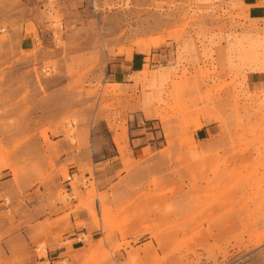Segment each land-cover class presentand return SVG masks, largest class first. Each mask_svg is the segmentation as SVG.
Listing matches in <instances>:
<instances>
[{"label": "rangeland", "instance_id": "374dc122", "mask_svg": "<svg viewBox=\"0 0 264 264\" xmlns=\"http://www.w3.org/2000/svg\"><path fill=\"white\" fill-rule=\"evenodd\" d=\"M1 28L0 176L50 209L27 264L59 222L90 232L53 264H264V18L243 0H0ZM133 50L144 66L112 83ZM27 196L0 194V264Z\"/></svg>", "mask_w": 264, "mask_h": 264}, {"label": "crops", "instance_id": "0c3cea01", "mask_svg": "<svg viewBox=\"0 0 264 264\" xmlns=\"http://www.w3.org/2000/svg\"><path fill=\"white\" fill-rule=\"evenodd\" d=\"M263 1L264 0H243V3L246 7V13L252 19L264 18ZM25 42L27 43V45H30L31 41L27 39L25 40ZM145 59V53L139 50L127 51L123 54L116 55L108 61L107 78L110 79L114 84L125 83L132 73L140 71L142 69L145 64ZM250 84L254 90L264 88V76L261 75V73L254 75V77L250 78ZM131 131L134 132L137 130ZM200 131L209 132V127H204ZM147 139L148 135L140 134L136 137L132 136V144L139 145L135 148L136 150H141L147 147L145 144L147 142ZM116 157L118 156H113L110 158H97V161L95 163V166L97 168L94 173L96 179L99 182L104 183L116 177L118 171L121 168V166L116 161ZM2 172L3 174H7V172ZM12 182L13 181L11 177L0 176V194H2L3 196L6 194H12V196L18 198V196H25L28 193L26 202L28 204L27 206L31 204V208L30 210H28V214L26 216L27 219L22 220V222L18 224V228L16 230H13L8 238L5 239V244L7 245L8 249L6 248L5 256H2V258L7 259L8 261L6 262L8 264H27V261L30 258L27 256L28 254L25 253V251H28L32 239L36 236L35 228L39 222H43L47 217H49L47 216L48 214L46 215L43 213L44 209L47 212L48 210H50L48 208L46 209L47 202H45L47 201V198H45V196L48 195V193L45 192V188H40L39 191L34 188L26 193H22L18 189H13L12 192ZM61 206L62 205H59V207ZM38 211H42L43 214L41 218L37 219V216L39 215ZM57 215L59 214L56 213L55 215H52L50 217L52 219H56L58 217ZM79 216L80 218L87 217L84 212H81ZM71 219L74 223L76 221V216L73 215ZM16 221H20L19 217ZM62 224L63 223L59 222L57 225L53 226V228L51 229V233H49L48 236L43 237L46 238L48 242L53 244L55 247V253L50 252V254L48 255L53 263L64 260L68 257V246L65 245L67 241L72 242L71 247L74 251L79 250L84 247L85 243L84 236L80 235L82 233L87 235L90 232L89 227L80 229L74 226L72 228L73 230L71 229V232L67 233ZM57 232H64V237H54V234ZM16 259H18V261H15Z\"/></svg>", "mask_w": 264, "mask_h": 264}, {"label": "built area", "instance_id": "2783aa9c", "mask_svg": "<svg viewBox=\"0 0 264 264\" xmlns=\"http://www.w3.org/2000/svg\"><path fill=\"white\" fill-rule=\"evenodd\" d=\"M5 29H3V28H1L0 29V32H2V31H4ZM73 178H74V175L73 174H70L69 176H68V178L65 180L66 182H67V184L69 185V187L68 188H70V189H72V185H71V182L73 181ZM67 188V189H68ZM68 191H70V190H68ZM41 264H43L44 262L46 263V264H53V262L51 261V259L49 258V257H47V258H45V257H42L41 258Z\"/></svg>", "mask_w": 264, "mask_h": 264}]
</instances>
